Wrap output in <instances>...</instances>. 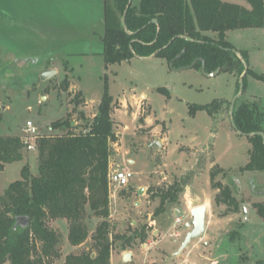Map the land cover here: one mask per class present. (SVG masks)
<instances>
[{"label": "rangeland", "instance_id": "obj_1", "mask_svg": "<svg viewBox=\"0 0 264 264\" xmlns=\"http://www.w3.org/2000/svg\"><path fill=\"white\" fill-rule=\"evenodd\" d=\"M18 1L24 0H0V135L24 138L30 121L40 139L66 135L51 128L67 119L80 134L108 92L114 99L118 135L111 148V173L124 169L133 175L129 186L110 189L112 264H255L264 259V211L257 207L264 206V196L251 192L252 180L264 186V173L242 171L253 147L248 136L234 128L231 113L242 75L236 70L209 77L195 67L178 72L159 57L135 56L106 65L101 0H31V8H12ZM21 13L29 29L45 40L13 24L10 15L23 18ZM16 30L33 38L28 44L37 55L13 56L28 49ZM52 40H61L57 45L66 40L64 52L69 53L57 56L68 62L65 65H51L50 59L58 61L49 47ZM227 41L250 69L241 101L257 102L264 111V29L235 30ZM49 70L57 74L43 81ZM215 102H225V108L213 114L195 109ZM22 152V161L8 165L5 177L10 184L21 180L26 164L33 176L39 174L37 146ZM225 186L232 190L238 211L222 200ZM169 191L176 193L177 201L156 214L160 194ZM205 205L206 234L176 256L190 230L191 210ZM180 216L184 220L177 223ZM50 227L61 236L63 253L53 264H63L71 252L88 251L93 245L89 238L82 248H74L66 220H53ZM126 254H131L128 262Z\"/></svg>", "mask_w": 264, "mask_h": 264}, {"label": "trees", "instance_id": "obj_2", "mask_svg": "<svg viewBox=\"0 0 264 264\" xmlns=\"http://www.w3.org/2000/svg\"><path fill=\"white\" fill-rule=\"evenodd\" d=\"M241 1L248 7L225 0H133L130 6V0H107L103 39L106 65L130 61L135 56L149 58L158 52L156 57L167 63L182 55L174 62L176 68L203 59L207 73L237 70L243 75L246 60L241 55L243 62L234 52L227 33L264 29V0ZM126 11L129 32L123 24ZM202 66L198 62L195 68ZM249 73L250 69L243 78L244 91ZM217 103L195 109L213 114L225 108V102ZM113 104L106 91L98 114L84 132L75 134L73 121L60 120L51 131H66V135L38 140L39 174L33 176L29 165H24L21 180L10 184L0 197V264H53L60 260L61 236L50 227V222L58 219L68 222L69 242L74 248H82L89 238L93 241L88 251L71 252L63 264H111L114 225L109 175L111 148L118 141ZM233 122L253 147L242 171L264 173V139L260 135L264 133V111L257 102L239 98ZM24 148L22 137L0 135V172L6 165L22 161ZM221 198L238 211L230 187H223ZM160 200L156 214L164 213L166 204L177 201V195L173 191L161 193ZM257 207L259 212L264 211V206ZM19 217H27L30 224H18ZM255 264H264V259Z\"/></svg>", "mask_w": 264, "mask_h": 264}, {"label": "water", "instance_id": "obj_3", "mask_svg": "<svg viewBox=\"0 0 264 264\" xmlns=\"http://www.w3.org/2000/svg\"><path fill=\"white\" fill-rule=\"evenodd\" d=\"M132 1L133 0H130V4L129 6L132 4ZM128 6V8H129ZM127 11L124 13L125 16H124V19H123V24H124V28L126 31L127 28H126V24H125V19H126V16H127ZM154 23H158L157 20H154ZM129 32V31H128ZM158 53V52H157ZM157 53L153 54L151 57H156L157 56ZM182 55H179L175 60H173L172 62H170L171 64V67L175 70V71H185V69H190V68H194L198 62H201L203 63V66H202V71L209 77H215L219 74L220 70L214 72V73H207L206 71V63H204V60L203 59H198L196 60L195 62H193L194 64L192 65H188V66H185L183 68H175V64L174 62L181 58ZM240 57V59L244 62L243 58L241 55H238ZM149 57V58H151ZM143 58V57H141ZM245 64V67H246V70L244 72V74L241 76V89H240V93L236 99V101L233 103L232 105V109H231V113H232V118H233V110H234V106H235V103L237 102V100L240 98V96L243 94L244 92V76L246 75L249 67L247 65L246 62H244ZM57 74V71L56 70H49V72L45 73L42 77V80L43 81H48L49 79L53 78L55 75ZM234 124V122H233ZM74 125V124H73ZM234 128L236 129V126L234 124ZM238 130V129H236ZM239 131V130H238ZM240 132V131H239ZM260 135L263 137L264 139V133H260ZM250 136H254V135H250ZM154 145H157V146H161L158 142H155ZM207 212H208V207L207 205L205 206H196L194 207L192 210H191V216H192V221L191 223H189L188 225V229L190 228L189 232H188V235L186 236L184 242L181 244L180 246V249L179 251L175 254L176 256H179L181 255L184 251H186V249H188L189 245L191 244V242H193L194 240H197V239H200L202 238L205 234H206V229H207ZM18 221V224H21L23 226H27L30 224V220L27 218V217H19V219H17ZM131 258V254H126L125 255V260L128 262Z\"/></svg>", "mask_w": 264, "mask_h": 264}, {"label": "crops", "instance_id": "obj_4", "mask_svg": "<svg viewBox=\"0 0 264 264\" xmlns=\"http://www.w3.org/2000/svg\"><path fill=\"white\" fill-rule=\"evenodd\" d=\"M225 1L226 2H229V3H233V4L234 3H237V4L243 5L245 7H248V5L244 1H241V0H225ZM18 2H15L12 5L13 6L12 8H14V5L15 4H17V5L19 4L20 5L19 7H20L21 10H23L24 8H26V9L31 8V6H32V3H31L32 1L31 0L30 1L29 0H24V1H18ZM106 4H107V0H101V18H100L101 20L100 21L104 25V32L106 31V15H105V12H106ZM11 10H14V9H11ZM21 15H22V13L20 14V16ZM23 16L24 15H22V17ZM25 16H28V15H25ZM18 18H20V17L13 16L12 14L10 15V19L13 21V24H14V21H16V25L20 24V25L26 27V31H28V32L30 31L32 33V36H36L37 39H39L40 41H42V39L45 40V38H42V37L38 36V34L35 33V31H34V29H33L32 26L29 29L30 23L25 20L26 18H24V17L23 18H20L21 20L19 22H18ZM232 32L233 31L227 33V39H229L230 33H232ZM14 33H16L18 35V38L19 39L23 40L24 42H27L25 44H27V47L29 49V50L27 49V51H22L20 53L13 54L14 57H16V56H32V55H37L38 54V52H35V51L32 50L33 46H30V44H28V43L31 42V39H33V38H30L29 36H25V35L23 36V34L19 33L17 30L14 31ZM105 34H106V32H105ZM105 34H104V36H105ZM73 38H75V37H73ZM103 39H104V37L102 38V41H103ZM57 41H61V40H57ZM57 41L56 40H52L53 43H51V45L49 46L50 48H52L51 50L54 51V53H52L54 56H56L54 58H57L58 55H64V54L66 55V54L69 53V51H67V52L65 51L64 52V49L67 48V47L64 48V46L66 45V43H65L66 40L64 41V43L62 42L63 43L62 45L61 44L57 45L56 44ZM72 45H73V43H72ZM52 60L50 59V61L52 63L51 65H53L55 63L65 65L66 63H68L67 61L65 62V60L63 61L60 58L55 59V60H58L57 62H52ZM7 168H8V165H6L4 171H1L0 172V175L3 174V178L0 181V197H1V195H3L5 193L6 189L8 188L7 185H10V182H6V177H5V174L7 172ZM187 228H188V225H187ZM183 242H184V240L182 241V243ZM113 255H114V252H113ZM113 255H112V257H113ZM124 257H125V255H124ZM111 264H112V262H111Z\"/></svg>", "mask_w": 264, "mask_h": 264}, {"label": "built area", "instance_id": "obj_5", "mask_svg": "<svg viewBox=\"0 0 264 264\" xmlns=\"http://www.w3.org/2000/svg\"><path fill=\"white\" fill-rule=\"evenodd\" d=\"M26 136L24 138L22 137V140L25 144V150L32 152L36 149L37 142L40 139L39 135V129L33 122H28L27 127L23 130ZM133 175L128 171L124 169H120L116 173L112 174L111 173V168H110V175H109V184H110V189L111 186L115 185L118 186L119 188L127 187L129 186V182L132 179ZM183 216H180L176 219L177 223L183 222Z\"/></svg>", "mask_w": 264, "mask_h": 264}, {"label": "flooded vegetation", "instance_id": "obj_6", "mask_svg": "<svg viewBox=\"0 0 264 264\" xmlns=\"http://www.w3.org/2000/svg\"><path fill=\"white\" fill-rule=\"evenodd\" d=\"M262 184L256 180H252V184H251V192L255 193L256 191L258 192L257 194H259L260 196H264V186H262Z\"/></svg>", "mask_w": 264, "mask_h": 264}]
</instances>
